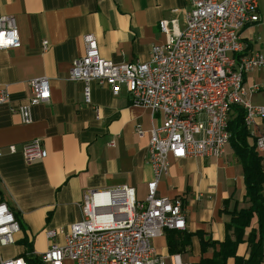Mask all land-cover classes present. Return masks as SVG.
I'll use <instances>...</instances> for the list:
<instances>
[{"label": "crops", "instance_id": "crops-1", "mask_svg": "<svg viewBox=\"0 0 264 264\" xmlns=\"http://www.w3.org/2000/svg\"><path fill=\"white\" fill-rule=\"evenodd\" d=\"M188 9V0H0V16L14 18L20 38L19 48L0 51V84L8 95V102L0 104V203L10 208L20 227L15 243L0 247V262L23 258L36 264L52 242L63 244L62 235L50 241L46 231H64L79 222L93 192L125 187L133 189L138 202L145 200L153 180L146 159L149 132L161 124V114L152 116L149 109L132 105L125 90L114 97L96 82L89 84L90 101L85 103L84 84L71 81L69 72L84 55L86 35L95 37L105 60L148 62L152 46L165 44L173 32L162 22L175 21L182 31ZM258 15L241 38L246 55L264 58V0H258ZM43 76L50 82V99L32 108V122L25 125L14 109L30 97L27 82ZM256 85H264V68L245 75L246 90ZM246 100L264 106V92L247 93ZM248 131L251 144L255 135L264 134V120L256 119ZM36 139L45 156L27 162L21 148ZM11 145L14 154L7 151ZM245 194L242 166L229 144L220 158L170 159L156 196L182 197L185 229L178 232L192 237L189 247L170 254L166 231L152 240L155 252L165 264L172 255L184 264H197L199 234L204 240L224 241L230 212L247 207ZM251 229H257L256 217L246 231ZM245 250L240 246V253Z\"/></svg>", "mask_w": 264, "mask_h": 264}, {"label": "built area", "instance_id": "built-area-1", "mask_svg": "<svg viewBox=\"0 0 264 264\" xmlns=\"http://www.w3.org/2000/svg\"><path fill=\"white\" fill-rule=\"evenodd\" d=\"M185 28L178 31L175 21H163L172 34L163 45L151 48L146 63H113L100 57L93 35L83 37L84 55L74 60L71 81L84 84V102L89 103V84L107 86L112 96L122 90L132 105L147 108L162 121L149 132L147 163L153 180L147 184L143 202L133 189L97 191L86 197L82 219L66 230H48L52 241L63 236V244H50L40 255L47 264H165L152 240L166 231L185 229L186 212L182 197H157L160 178L167 172L169 160L220 158L229 144V122L233 107L244 112L249 130L256 119L264 120V106L246 100L245 75L264 68V58L246 55L241 33L248 24L257 23L258 0H188ZM43 50L48 43L43 41ZM20 47V38L12 16H0V51ZM30 97L14 110L23 124L32 122L31 110L46 104L51 95L45 76L27 82ZM264 92V85L250 93ZM8 95L0 84V104ZM141 136L143 132L138 130ZM112 144V143H111ZM255 149L264 156V134L255 135ZM9 154L16 153L8 146ZM21 154L27 162L41 160L44 150L39 139L24 144ZM1 155V152H0ZM19 224L5 203H0V247L15 243ZM170 264H184L179 255ZM0 264H27L23 258L3 260Z\"/></svg>", "mask_w": 264, "mask_h": 264}, {"label": "trees", "instance_id": "trees-1", "mask_svg": "<svg viewBox=\"0 0 264 264\" xmlns=\"http://www.w3.org/2000/svg\"><path fill=\"white\" fill-rule=\"evenodd\" d=\"M244 112L233 107L232 119L229 122V145L242 166L246 189V208L230 212L226 223L224 241L204 240L199 234L201 258L197 264H262L264 261V156L255 149V139L248 142L250 133L244 125ZM257 219V229L250 228L252 218ZM190 234L181 235L178 231H167L166 244L170 254L181 253L190 246ZM245 245V253H240V246ZM210 251L211 257L202 255ZM35 263L40 264L36 258Z\"/></svg>", "mask_w": 264, "mask_h": 264}, {"label": "rangeland", "instance_id": "rangeland-1", "mask_svg": "<svg viewBox=\"0 0 264 264\" xmlns=\"http://www.w3.org/2000/svg\"><path fill=\"white\" fill-rule=\"evenodd\" d=\"M247 87V93L249 94L250 93V89H249V87L248 86H246ZM251 94V93H250Z\"/></svg>", "mask_w": 264, "mask_h": 264}]
</instances>
